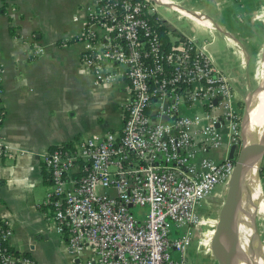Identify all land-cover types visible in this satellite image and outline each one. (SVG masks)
Listing matches in <instances>:
<instances>
[{"label": "built area", "instance_id": "obj_1", "mask_svg": "<svg viewBox=\"0 0 264 264\" xmlns=\"http://www.w3.org/2000/svg\"><path fill=\"white\" fill-rule=\"evenodd\" d=\"M157 1L98 0L79 36L83 62L98 82L118 76L128 82L120 132L42 156L50 185L41 205L73 257L92 252L85 264H186L201 207L218 186L224 192L233 170L226 157L208 156L220 146L223 129L228 145L240 135L232 75L214 62L206 40L185 35L163 43ZM97 26L107 32L101 41ZM184 107L201 112L180 113ZM8 151L0 138V156ZM10 235L0 219V264H35L9 251ZM172 250L179 251L178 260Z\"/></svg>", "mask_w": 264, "mask_h": 264}, {"label": "crops", "instance_id": "obj_2", "mask_svg": "<svg viewBox=\"0 0 264 264\" xmlns=\"http://www.w3.org/2000/svg\"><path fill=\"white\" fill-rule=\"evenodd\" d=\"M167 1H157V6L162 2L175 9L173 1ZM97 2L0 0V138L9 150L0 156V219L7 221L11 229L8 246L27 254L35 264H85L92 256L85 249L73 257L41 201L50 185L43 154L58 146L74 149L88 138L120 132L122 127L123 108L129 98L126 78L98 82L83 62L85 43L79 36L90 23L89 13ZM158 16L157 27H166L164 37L159 29L163 41H177L169 42V28ZM176 17L188 18L180 13ZM191 21L210 35L196 40L209 42L214 62L225 71L235 69L239 73L241 49H236V59L221 63L209 49L214 32L222 33L218 26L211 28ZM94 31L99 41L107 33L100 26ZM224 33L226 41L235 43L231 32ZM191 34L196 38L194 29ZM37 47L42 48L39 54L35 53ZM103 66L115 73L123 71L118 64L103 62ZM240 84L233 89L237 102L240 94L235 90ZM194 111L185 107L179 110L183 114ZM222 132L220 146L208 152L215 160L223 159L228 152L226 129ZM261 186L264 192V180ZM258 227L264 243V223Z\"/></svg>", "mask_w": 264, "mask_h": 264}, {"label": "rangeland", "instance_id": "obj_3", "mask_svg": "<svg viewBox=\"0 0 264 264\" xmlns=\"http://www.w3.org/2000/svg\"><path fill=\"white\" fill-rule=\"evenodd\" d=\"M175 9L164 5L157 6V13L169 28V42L176 40L180 36L189 35L194 29L196 39L203 40L210 38V35L202 28L196 25L186 17L177 18V14L187 16L189 13H201L206 19L213 21L216 26H220L225 31L231 32L234 42L226 41L222 33L214 32V38L209 45V49L215 58L223 63L233 61L238 57L236 49H241L242 55L240 63L246 64L249 68V80L252 88L259 81L261 71V58L264 48V0H172ZM182 1V2H181ZM179 6V8H178ZM184 9V10H183ZM182 10V11H181ZM186 10V11H185ZM193 27V28H192ZM159 35L160 30L158 29ZM161 38V35H160ZM167 39V38H166ZM165 39V40H166ZM162 42L163 39L161 38ZM243 47V48H242ZM243 68V67H242ZM240 68L238 74L243 73L244 69ZM234 70V69H233ZM240 88H237L236 94H240L237 107L240 115L244 107V99L248 90L246 76L240 79ZM238 82V83H239ZM195 111L201 112L200 108ZM264 180V175L260 178V186ZM222 187L218 186L215 190L218 191L213 197L207 198V201L201 209V224L198 225L192 247L196 254V264H217L209 248V241L212 235L215 223L218 218V211L223 202L225 191L220 193ZM262 189V186H261ZM99 191V190H98ZM262 193L263 190H262ZM264 195V194H263ZM140 207L134 206L132 210L139 213ZM146 211V208H144ZM264 214L256 212V222L261 227L264 223ZM171 234H175L174 228H171ZM172 258L179 259V251H171Z\"/></svg>", "mask_w": 264, "mask_h": 264}, {"label": "water", "instance_id": "obj_4", "mask_svg": "<svg viewBox=\"0 0 264 264\" xmlns=\"http://www.w3.org/2000/svg\"><path fill=\"white\" fill-rule=\"evenodd\" d=\"M159 4L163 5L164 3L159 2ZM245 76L248 90L241 113L240 135L235 143L229 145L226 155L227 159L234 162V166L226 183L223 202L218 211V218L209 241L211 254L217 264H241L242 262H246L250 254L245 247L241 234V230L243 229L247 230L249 235L254 239V254L252 255L253 264H264V243L261 239L259 227L256 222V213L251 215L250 220H246L240 217L237 208L238 197L244 194V186L249 178H256L259 188L262 191L260 178L261 172L264 171V121L262 126L252 133L251 131L250 133L246 132V121L248 117V99L253 96H258L264 89V48L258 84L252 88L247 64L245 66ZM223 237L230 241L229 245L236 253V258L225 257L221 254L219 243ZM260 256H262V262L259 260Z\"/></svg>", "mask_w": 264, "mask_h": 264}, {"label": "bare ground", "instance_id": "obj_5", "mask_svg": "<svg viewBox=\"0 0 264 264\" xmlns=\"http://www.w3.org/2000/svg\"><path fill=\"white\" fill-rule=\"evenodd\" d=\"M165 3H169L167 0H159ZM172 4V3H171ZM179 8V6H178ZM180 9V8H179ZM184 10V9H183ZM182 11V10H181ZM186 11V10H185ZM187 17L190 20H193L200 24H205L211 28H217V26L206 19L201 13L193 12L187 14ZM223 33L225 29L222 27H218ZM225 34V33H224ZM226 35V34H225ZM248 117L246 121L247 131H251L259 129L264 121V89L258 96H253L248 99ZM245 192L242 196L238 197L237 208L241 218H245L246 220H250L251 215L254 213H262L264 214V195L259 188L257 179L254 177L249 178L246 181ZM241 234L243 236V240L245 243V247L249 252V257L246 259V262H242L241 264H253L252 255L254 254V239L249 235V232L245 229L241 230ZM228 239L222 238L219 243L220 252L225 257H233L236 258V253L229 245ZM259 260L262 262V256H260Z\"/></svg>", "mask_w": 264, "mask_h": 264}, {"label": "flooded vegetation", "instance_id": "obj_6", "mask_svg": "<svg viewBox=\"0 0 264 264\" xmlns=\"http://www.w3.org/2000/svg\"><path fill=\"white\" fill-rule=\"evenodd\" d=\"M242 67H243V69H244V65H242ZM235 70V69H234ZM233 69L232 70H228L227 72H229L232 76V81H233V84H232V90L233 89H235L234 87H235V84L236 83H238L239 82V80L240 79H242V78H244V76H245V70H243V73H241V74H243V76L241 77V74L240 75H237L238 76V78L236 79V72L234 71ZM234 100H235V98H234ZM236 103L238 104V102L236 101ZM264 175V171H262L261 172V177ZM210 197V196H209ZM208 197V198H209ZM211 197H213V195L211 196ZM207 201V199L205 200V202ZM205 202H204V204H205ZM203 204V205H204ZM202 205V206H203ZM201 209H202V207H201ZM200 214H201V210H200ZM193 240H194V238L191 240V243H190V245H189V247H188V250H187V255H186V264H196V254H195V252H194V249H193V247L191 246L192 245V242H193Z\"/></svg>", "mask_w": 264, "mask_h": 264}, {"label": "trees", "instance_id": "obj_7", "mask_svg": "<svg viewBox=\"0 0 264 264\" xmlns=\"http://www.w3.org/2000/svg\"><path fill=\"white\" fill-rule=\"evenodd\" d=\"M159 29L162 30V32H163V33L161 32L162 36H163V37L166 36L165 33H164V32H166V31H165L166 27H165L164 25H163V26L160 25V26H159ZM8 248H9V251H11L13 254H17V255H18V253H19L18 251H14V250H12L10 247H8ZM22 254H23V255H27V254H25V253H22Z\"/></svg>", "mask_w": 264, "mask_h": 264}]
</instances>
